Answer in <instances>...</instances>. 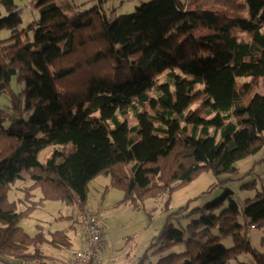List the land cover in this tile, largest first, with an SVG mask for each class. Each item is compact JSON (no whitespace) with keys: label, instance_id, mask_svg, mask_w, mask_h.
<instances>
[{"label":"trees","instance_id":"1","mask_svg":"<svg viewBox=\"0 0 264 264\" xmlns=\"http://www.w3.org/2000/svg\"><path fill=\"white\" fill-rule=\"evenodd\" d=\"M30 1L40 16L22 28L16 0H0V31L11 32L0 46V98L10 99L0 105L1 262L44 261L46 244L70 251L65 229L49 239L19 222L62 201L83 234L88 185L100 175L130 198L168 194L204 169L236 172L264 145V89L255 92L264 0H151L115 19L96 6L71 13L58 0ZM24 173L32 184L19 190L31 206L18 212L9 190ZM233 192L226 187L185 225L169 213L151 244L155 264H264L248 237L264 228V184L243 206Z\"/></svg>","mask_w":264,"mask_h":264},{"label":"rangeland","instance_id":"2","mask_svg":"<svg viewBox=\"0 0 264 264\" xmlns=\"http://www.w3.org/2000/svg\"><path fill=\"white\" fill-rule=\"evenodd\" d=\"M149 1L151 0H58V4L63 7L70 5L71 13L84 12L96 6L108 17L115 19L134 12L137 7ZM16 3L23 9L22 28L39 18L40 13L34 2L16 0ZM29 4L32 6L29 7ZM10 36L11 32L8 29L1 30L0 46L7 45L9 43L7 39ZM15 82L13 80L11 85L14 89L17 87ZM160 82H163L162 78ZM263 89L264 80H260L256 84L255 92L262 93ZM9 104V97L0 98L1 107L7 110ZM196 106V104L192 105L191 109ZM151 112L155 113L153 109ZM136 122L137 119L131 116L130 125H135ZM52 149L53 147L44 149L39 160L46 161ZM235 166L236 172L229 171L220 175H215L210 169H204L196 174L192 181L168 194L150 193L142 197L135 195L132 198L126 195L124 190L112 187L110 178L104 174L96 177L88 185L89 192L84 210L96 215L102 223L104 243L100 255L103 264H155L159 254L155 253L157 246H151V244L156 234L163 228L168 214L178 212L171 221L176 226H180V223L185 225L201 215L199 207L219 197L226 187L234 191L236 201L243 206L244 201L254 197L264 184V145L256 153L239 160ZM28 184L31 185L32 180L27 173H24V179L16 181L9 190L10 200L18 202V212H23L31 206V202L24 199V193L19 190ZM34 194L37 195L36 198L40 197V189H35ZM73 211V207L62 201H44L33 211L25 213L19 225L31 236L42 232L47 238L52 231L65 229L72 238V249L76 252L82 248L80 243L81 241L84 243L85 237L81 229L71 226L74 223L70 218ZM239 219L243 221L241 215ZM248 237L250 243L264 252V228H249ZM224 244L231 246V239H225ZM57 249L52 244H46L44 247L47 256H50L49 252L52 251L50 257L61 260L63 253ZM63 250L66 251L64 248ZM73 252L69 254V257ZM145 254L147 257L144 259ZM249 257V255H242L241 259L245 261ZM17 261L18 259L15 258V262Z\"/></svg>","mask_w":264,"mask_h":264},{"label":"built area","instance_id":"3","mask_svg":"<svg viewBox=\"0 0 264 264\" xmlns=\"http://www.w3.org/2000/svg\"><path fill=\"white\" fill-rule=\"evenodd\" d=\"M100 220L96 215L88 210L80 213V224L85 237L84 245L77 250L66 264H103L100 251L103 250V236L100 228ZM0 264H10L0 261ZM21 264H53L46 260L37 259L32 262H22Z\"/></svg>","mask_w":264,"mask_h":264},{"label":"crops","instance_id":"4","mask_svg":"<svg viewBox=\"0 0 264 264\" xmlns=\"http://www.w3.org/2000/svg\"><path fill=\"white\" fill-rule=\"evenodd\" d=\"M80 246H83V241H81V243H80ZM64 249H65V247H63ZM63 248H58L57 250H59V251H61L62 253H63V255H62V257H61V260H54V258H51L50 256H51V252L52 251H50L49 253V255L50 256H44L45 257V259L47 260V261H49L50 263H53V264H66L65 262H67V260L69 259L68 257H69V254L71 253V252H73L75 249H71L70 251H68V250H66V251H64L63 250ZM57 250H53V251H57ZM75 252V251H74ZM73 252V253H74ZM46 253V252H45ZM72 253V254H73Z\"/></svg>","mask_w":264,"mask_h":264}]
</instances>
